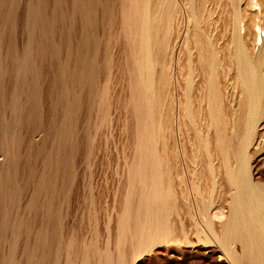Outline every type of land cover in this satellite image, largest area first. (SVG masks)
<instances>
[{
  "label": "bare ground",
  "instance_id": "1",
  "mask_svg": "<svg viewBox=\"0 0 264 264\" xmlns=\"http://www.w3.org/2000/svg\"><path fill=\"white\" fill-rule=\"evenodd\" d=\"M18 5L0 0L1 44L11 43ZM23 21L24 54L15 57L9 47V77L5 87L0 83V199L14 191L19 129L36 117L39 68L33 59L41 56L43 62L46 55V68L55 73L47 91L55 99L45 137L54 136L63 156L55 157L52 149L44 157L49 172L36 182L51 194L43 205L49 230L37 242L36 249H43L38 263L48 259L58 237L52 183L60 168L70 170L75 149L64 141L83 107L85 130L92 114L102 123L111 109L134 122V152L117 220L119 249L128 242L133 255L173 242L175 250L213 244L227 264H264V179L257 167L264 147V0H26ZM62 49L70 60L55 62ZM120 58L124 62H116ZM69 86L77 94L55 129L56 109ZM19 94L28 103L25 112ZM69 177L66 172L56 190ZM27 208L36 219L37 200ZM106 251L103 264H125L122 251L116 262ZM84 252L79 264H90L94 255L100 263L96 252ZM52 255L48 260L56 264Z\"/></svg>",
  "mask_w": 264,
  "mask_h": 264
},
{
  "label": "rangeland",
  "instance_id": "2",
  "mask_svg": "<svg viewBox=\"0 0 264 264\" xmlns=\"http://www.w3.org/2000/svg\"><path fill=\"white\" fill-rule=\"evenodd\" d=\"M18 1V20L12 26L14 28L12 29L11 27L12 30L10 29L11 43L9 44V40L7 42L4 41L3 44L0 43V83H2V87L6 86L7 78L9 77V47L13 48L10 50H13L11 52H14L15 57H21L25 51L23 17L26 0ZM72 35L71 42H74L76 36ZM261 36L263 37V33H261ZM171 41L168 54L171 50L170 47L173 46V41ZM74 45L75 42L71 43V48ZM178 49H174V51L176 50L174 59ZM73 51L72 48L69 54L71 56L70 62H74L72 60L73 56H75ZM32 53L31 57L34 55ZM42 57L43 62L40 59L41 56L35 58L34 55L32 57V59L35 58L33 59V62L35 61L33 64L39 68L37 80L39 98L36 105V117L31 120L30 126L22 125L19 129V154L13 167L16 170L12 187L14 191H9L6 201H1L0 199V264H39L42 259L43 249H36L37 246L41 247L37 242L42 241L49 230L42 216V211L43 205L48 199L47 197H50L51 194L46 186H43L40 190L37 189L36 182L38 179L44 178L49 172L46 169L44 157L52 149L55 157L62 158L63 155L61 152H56L55 145L57 141L53 140L54 136L45 137L47 126L52 118V101L55 99L54 95L50 96L48 93L47 85L55 73L46 68V64L49 62V60L46 61L48 59L47 56ZM65 57V50L62 49L56 59L58 61L55 62L62 63L66 58L68 59V56ZM122 60L124 59L120 58L116 62H124ZM41 62L42 65L39 64ZM68 89L69 94L63 98L64 104H61L56 109L55 129L60 126L59 115L63 111L64 106L70 104L77 94L76 87L72 88L69 86ZM126 93L127 91L123 90V95L126 96ZM18 99L23 104V109H20V111L25 112L24 109L28 107L27 101L22 94H19ZM75 116L76 124L74 125L73 134L71 138L64 141L66 145H72L73 152L75 149L74 155L71 156L72 159L70 158L72 161L70 162V170L64 171L60 168L52 183L53 193L56 191L58 194L57 196L55 193L57 196V202H55L57 205L55 204V206L57 207L58 217L60 216V220L59 218L57 219V223L59 222L60 224H57L59 225L58 237L54 244L58 249L55 246L52 247L54 250L50 249V252L58 258L56 264H68L66 263L68 259L69 262L72 259L70 264H79L80 259L78 257L82 256L83 253L81 254V252L83 250L87 253L85 254L84 252V254L89 257L92 256L93 251L101 257L105 255L104 251L107 250L108 253L110 252L109 255L111 254L113 262L117 261L119 252L122 251L125 256V264H177L178 262V264H227L226 261L223 262L225 259L221 256V252L216 250L215 247L211 248V246H214L213 244H205V247L202 244L195 243L197 246H187L188 248L179 245L181 248L178 247L175 250L178 245L173 242L175 245L169 244L167 246V244H162L157 248H153L149 253L137 250L133 255L130 254L128 242L123 244L122 250L119 249L117 220L122 212L123 199L126 192V166L132 161L134 152V122L131 121V124H129L126 121L124 111L111 109L108 120L102 123L98 115L92 114L89 128L85 130V124L82 122L85 116L84 108L81 107ZM2 118L4 120L8 119V115L4 114ZM30 127H35L36 129L33 132H29L28 129ZM28 140L30 145H28ZM258 155L257 167L259 168L260 176L264 179V147L263 151H260ZM2 160L3 158L0 156V164ZM66 172L70 174V177L64 183V191L56 190V188L61 189V182ZM34 199L37 200L38 206L36 219L33 217V210H28L27 208L30 201ZM47 202L49 203L48 200ZM2 212H5V216L2 215ZM67 242L70 246L72 244V246L70 247ZM67 245L70 252L66 248ZM55 248L59 251L55 250ZM165 248L169 250L166 253L167 255L163 251L166 250ZM66 249L67 253L71 254V257L69 256L70 254L67 255ZM102 253L103 255H101ZM50 254L49 257L52 256L53 258V255ZM49 257L47 258L49 259ZM97 258L94 255L89 260L92 264H95L98 260ZM48 259L44 260L43 264H50V259ZM100 259L99 264L101 262L103 264L102 257ZM38 261L40 262L38 263Z\"/></svg>",
  "mask_w": 264,
  "mask_h": 264
}]
</instances>
